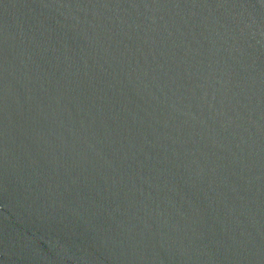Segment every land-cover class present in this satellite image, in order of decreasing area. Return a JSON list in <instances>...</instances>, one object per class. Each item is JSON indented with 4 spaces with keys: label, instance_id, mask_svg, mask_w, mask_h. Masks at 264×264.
<instances>
[{
    "label": "water",
    "instance_id": "1",
    "mask_svg": "<svg viewBox=\"0 0 264 264\" xmlns=\"http://www.w3.org/2000/svg\"><path fill=\"white\" fill-rule=\"evenodd\" d=\"M0 264H264V0H0Z\"/></svg>",
    "mask_w": 264,
    "mask_h": 264
}]
</instances>
